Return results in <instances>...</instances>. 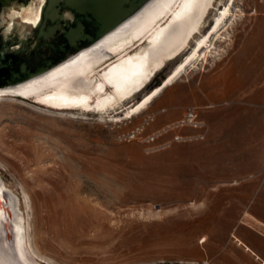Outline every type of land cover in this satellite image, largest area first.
I'll list each match as a JSON object with an SVG mask.
<instances>
[{"label": "rangeland", "instance_id": "1", "mask_svg": "<svg viewBox=\"0 0 264 264\" xmlns=\"http://www.w3.org/2000/svg\"><path fill=\"white\" fill-rule=\"evenodd\" d=\"M182 58L106 114L0 94V177L36 262L264 264V0H235L201 56L127 117Z\"/></svg>", "mask_w": 264, "mask_h": 264}, {"label": "bare ground", "instance_id": "2", "mask_svg": "<svg viewBox=\"0 0 264 264\" xmlns=\"http://www.w3.org/2000/svg\"><path fill=\"white\" fill-rule=\"evenodd\" d=\"M214 2L150 0L100 40L40 75L0 88V94L27 98L41 93L40 102L56 111L116 112L143 92L170 62L183 57L158 87L126 111L127 117H133L174 83L212 43L230 17L235 0L227 1L191 46L202 32ZM45 3L46 0H31L25 6L9 10V19L2 28L5 35L12 33L16 20L24 35L29 23L39 22ZM141 45L144 46L140 50H134ZM6 188L0 177V264H39L26 251L18 197Z\"/></svg>", "mask_w": 264, "mask_h": 264}, {"label": "water", "instance_id": "3", "mask_svg": "<svg viewBox=\"0 0 264 264\" xmlns=\"http://www.w3.org/2000/svg\"><path fill=\"white\" fill-rule=\"evenodd\" d=\"M30 1L0 0V88L44 73L103 38L150 0H46L36 25L29 23L22 35L16 20L5 35L8 11Z\"/></svg>", "mask_w": 264, "mask_h": 264}, {"label": "built area", "instance_id": "4", "mask_svg": "<svg viewBox=\"0 0 264 264\" xmlns=\"http://www.w3.org/2000/svg\"><path fill=\"white\" fill-rule=\"evenodd\" d=\"M185 123L191 124V126H193L194 128H200L202 127V125L200 124L199 121H196L194 113H190V115H188V117L184 120ZM177 140H181L182 137L177 136L176 137ZM153 139H155V137H153Z\"/></svg>", "mask_w": 264, "mask_h": 264}]
</instances>
